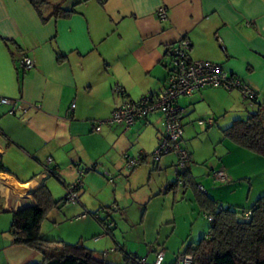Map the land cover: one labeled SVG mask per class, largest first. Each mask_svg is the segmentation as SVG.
Segmentation results:
<instances>
[{
	"label": "crops",
	"instance_id": "crops-1",
	"mask_svg": "<svg viewBox=\"0 0 264 264\" xmlns=\"http://www.w3.org/2000/svg\"><path fill=\"white\" fill-rule=\"evenodd\" d=\"M46 1L42 8L44 14L54 4L73 8L74 12L42 20L28 0H0V97L29 106L11 113L10 106L0 104V156L7 170L0 172V233L8 228V236L0 240V264H29L42 259L37 251L12 244L11 216H2L3 213L33 204L32 193L42 184L54 200L63 198L64 189L75 182L79 171H84L82 188L76 190L80 198V193L84 195L91 188L99 169L108 181L111 177L110 181L114 182L113 173H121L124 155H138L135 150L144 133L151 135V148L158 144L164 129L160 112L128 128L108 124L107 120L122 101L139 100L164 86L170 67L167 48L181 38L190 42V59L221 65L228 74L252 87L257 95L251 104L238 90L200 88L178 101L181 121L185 114L197 108L200 119L214 117L215 121L225 115H218L220 112H238L230 124L233 119L245 118L264 108V0ZM160 6L166 7L165 20L155 16ZM23 56L34 61L33 68L20 67ZM198 101H202L201 105ZM99 121L104 123L96 132L94 127ZM189 151V167L195 178L192 164L200 159H196L193 149ZM141 153L144 161L135 168H127L126 177L140 178L143 173L150 182L154 169L168 171L175 160L174 155L171 160L167 155L154 163L148 153ZM223 160L219 168L227 172L231 181L237 172L230 162ZM52 168L56 175L50 172ZM204 172L197 173L196 182L203 183ZM156 175L162 184L156 193L159 195L174 179H167L165 175L161 180V173ZM230 185L220 186V193L213 187L205 192L226 206L218 195L223 193L221 190L231 189ZM188 200L192 204L193 220L197 213L204 214L193 194ZM107 212L106 216L112 218L109 209ZM114 221L110 222L112 240L124 254L128 249L114 235ZM192 230L190 227L185 233H179L184 244L182 252L186 244L196 243L205 234L201 231L193 237ZM152 250L158 252L154 247ZM160 251L165 253V262L173 260L167 261V253ZM148 256L149 253L143 258L148 261Z\"/></svg>",
	"mask_w": 264,
	"mask_h": 264
},
{
	"label": "rangeland",
	"instance_id": "rangeland-1",
	"mask_svg": "<svg viewBox=\"0 0 264 264\" xmlns=\"http://www.w3.org/2000/svg\"><path fill=\"white\" fill-rule=\"evenodd\" d=\"M201 102L198 101L197 104L201 105ZM198 111L197 108L187 113L188 115L185 114L182 119L183 132H185L182 144L189 150L193 149L196 152L194 153L196 159L197 157L200 159L197 164H192L195 168V178L199 179L197 175L199 171H206L201 175L202 178L205 177L203 183L199 184L203 186L204 190L213 187L217 193H220V186L231 184V187L229 186L231 189L221 190L223 193L218 196L223 199L224 205L232 209H247L264 193V157L245 150L243 147H238L223 138L220 129L226 127L232 116L238 112L232 110L226 113L220 112L218 115L222 113L225 115L221 116L222 118L218 117L212 125H208L206 122L200 125L198 121L201 120V117ZM150 140L151 135L148 132L144 133L135 153L145 151L148 155L151 154L158 144L151 148ZM167 155H170L169 159L171 160L172 153L162 157ZM221 158L225 163L230 162L237 172L235 176L230 177V182L228 180L218 182L212 178V171L217 170L222 164ZM201 160L203 161L201 162ZM175 162L176 159L169 166L168 171H162V169L158 172L154 169L152 172L161 173V180L165 179V175H167V179H175ZM149 168L152 169L153 166L149 164ZM98 171L100 174L96 173L97 176L92 179L91 188L86 189L84 195L80 193L79 200L64 201L61 198L58 200L57 206L51 205L48 208L41 223V235L48 239L62 240L68 243L80 241L85 247L96 251L98 256L103 252H106L105 258L111 255L106 259L115 263L117 260L114 257L120 258L118 261H121L123 251L116 246L110 234L104 233L102 226L92 216V212H97L99 219H103V221L112 220L113 223L114 219V235L116 234L118 240L125 245L128 249L126 251H135L142 257L149 253L148 262L153 261V257L155 258L157 254V252L151 251L152 247L156 251L164 250L167 253V261L179 256L184 247L179 233H185L190 227L193 228L191 234L193 237H197L201 231L208 232L209 222L205 214L197 213L195 220L190 215L192 214V204L188 197L193 194L190 187L185 189L182 185H178L166 193L156 195L162 184L158 180L159 176L155 173V175L152 173L150 182L147 181V174L143 173H140V178H129L130 175L126 177L129 174L126 164H122L121 173L120 171H117V174L113 173L114 182L112 183L106 179L103 171L100 169ZM66 193V189H64V195ZM182 195H184L183 198ZM175 196L177 201L174 202ZM102 206L103 209H100ZM112 206L114 209L109 211L113 219L106 216L107 207ZM144 207L145 210H143ZM2 216H11L12 218V213H3ZM174 226H176L175 231H173ZM7 230L8 228L5 232L0 233V240H3L2 236H8Z\"/></svg>",
	"mask_w": 264,
	"mask_h": 264
},
{
	"label": "trees",
	"instance_id": "trees-1",
	"mask_svg": "<svg viewBox=\"0 0 264 264\" xmlns=\"http://www.w3.org/2000/svg\"><path fill=\"white\" fill-rule=\"evenodd\" d=\"M28 1L42 20H47L52 16L55 18L63 17L74 12L73 8L64 9L60 4H54L51 7V11L48 14H44L42 8L47 4L46 0ZM255 101L256 98H254ZM212 118L213 122H215V118ZM181 125L183 129L182 121ZM220 131L223 138L258 156L264 157V108H259L257 111L249 113L245 118L233 119L230 124L221 128ZM161 137L162 134L159 142ZM182 141L183 133L180 144L188 154L187 166H190L191 152L182 144ZM168 153H172L177 162L178 156L173 152ZM137 156H139L140 160L136 166L145 159L144 154L141 152ZM149 157L154 163L161 158L154 160L150 154ZM176 162L174 164L175 179L165 186L163 193L174 189L178 185H182L184 188L190 187L201 211L205 215L213 216V220L208 221V232L196 243L186 244L181 254L191 255V264H264V193L247 209H232L228 206H222L215 199L208 196L206 192L203 193L198 189L200 184L195 181L191 171L182 172L177 176L175 174ZM0 172H7L1 156ZM50 172L56 175L54 168L50 169ZM81 172L82 174L84 173V171ZM82 174L78 176L80 180ZM79 188H81V185L75 190H79ZM32 198L33 204L12 212L9 227L12 244L25 246L41 254L42 259L40 261L29 264H154V261L148 262L146 258L133 252H124L121 263H113L104 257V253L98 256L96 251L85 247L80 241L68 243L62 240L45 238L40 233L41 223L46 216L48 208L51 205L57 206L58 200L53 199L44 184L32 193ZM62 199L67 201L66 194ZM100 209H103V206ZM108 209L112 210L114 207H107L106 211ZM246 212H249L248 217L245 216ZM106 213L109 214V212ZM91 214L102 226L104 233L111 235V221L99 219L97 212H92ZM177 258L178 256L170 262H165L163 258L161 264H179Z\"/></svg>",
	"mask_w": 264,
	"mask_h": 264
},
{
	"label": "built area",
	"instance_id": "built-area-1",
	"mask_svg": "<svg viewBox=\"0 0 264 264\" xmlns=\"http://www.w3.org/2000/svg\"><path fill=\"white\" fill-rule=\"evenodd\" d=\"M155 16L158 20H165L168 13L165 6H160ZM190 42L186 38H181L168 47L167 55L170 59L168 76L164 86L155 94L144 96L139 100H124L117 105L111 112L108 124L121 125L125 128L130 127L138 120L145 119L149 114L160 112L163 117L164 129L162 137L156 149L150 154L151 158L158 160L161 155L173 152L178 156L176 162L175 174L179 176L182 172L191 171L187 162L189 160L186 150L181 147L180 139L183 133L181 125L180 107L178 101L183 97H190L196 91L203 87H221L227 91L238 90L243 99L251 104L256 98V91L245 84L239 77L228 74L221 65L208 60H192L189 58ZM20 67L29 70L34 67V61L23 56L20 61ZM118 91L119 88H117ZM0 104L10 106V112L15 110H26L28 105L23 107L9 98L0 97ZM74 104L71 105V108ZM206 122L208 125L213 123V118L199 120L198 124ZM103 121H99L94 131H100ZM127 168H132L139 163V156L134 158L124 155ZM51 161L48 158V162ZM81 175L82 172L79 171ZM212 178L215 181L228 180L227 172L223 168L212 171ZM112 178H110L111 180ZM182 182V181H181ZM81 185L80 178L66 188L67 200H78L76 188ZM201 192H205L201 185L198 186ZM249 212L245 213L248 217ZM208 221L213 220L212 215H205ZM164 252L159 251L154 259V264H161L164 258ZM179 264H191L192 256L189 254H180L177 258Z\"/></svg>",
	"mask_w": 264,
	"mask_h": 264
}]
</instances>
